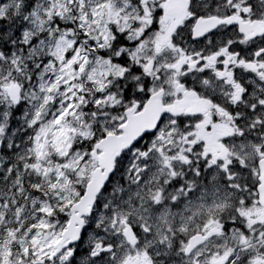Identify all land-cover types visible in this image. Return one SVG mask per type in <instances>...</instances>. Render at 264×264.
<instances>
[{
  "label": "snow or ice",
  "instance_id": "6c2138e0",
  "mask_svg": "<svg viewBox=\"0 0 264 264\" xmlns=\"http://www.w3.org/2000/svg\"><path fill=\"white\" fill-rule=\"evenodd\" d=\"M0 264H264V0H0Z\"/></svg>",
  "mask_w": 264,
  "mask_h": 264
}]
</instances>
